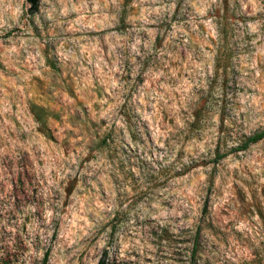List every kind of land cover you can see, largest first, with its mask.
Wrapping results in <instances>:
<instances>
[{
    "label": "rangeland",
    "instance_id": "rangeland-1",
    "mask_svg": "<svg viewBox=\"0 0 264 264\" xmlns=\"http://www.w3.org/2000/svg\"><path fill=\"white\" fill-rule=\"evenodd\" d=\"M28 10L0 0V264H264V0Z\"/></svg>",
    "mask_w": 264,
    "mask_h": 264
},
{
    "label": "trees",
    "instance_id": "trees-1",
    "mask_svg": "<svg viewBox=\"0 0 264 264\" xmlns=\"http://www.w3.org/2000/svg\"><path fill=\"white\" fill-rule=\"evenodd\" d=\"M38 1L39 0H25V2L28 4V6H29V13L31 14V15H33L35 12H36V10H37V7H38ZM262 139H264V132H259V133H255V134H253V135H251V136H249V137H247L246 139H245V141L243 142V144L241 145V150H244V149H246L249 145H251V144H255V143H257V142H259V141H261ZM47 255H48V253L46 252L45 254H44V259H43V262L45 263V261L47 260ZM98 264H105L104 263V260H100L99 262H98Z\"/></svg>",
    "mask_w": 264,
    "mask_h": 264
}]
</instances>
